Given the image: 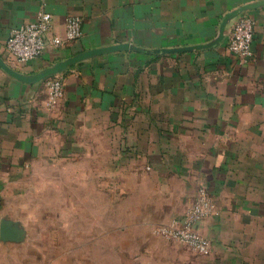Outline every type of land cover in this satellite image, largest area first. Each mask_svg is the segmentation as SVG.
Segmentation results:
<instances>
[{"label": "crops", "instance_id": "obj_1", "mask_svg": "<svg viewBox=\"0 0 264 264\" xmlns=\"http://www.w3.org/2000/svg\"><path fill=\"white\" fill-rule=\"evenodd\" d=\"M253 1L259 0H0V57L34 76L118 43L146 49L210 43L229 11ZM41 10L53 15L45 50L18 61L7 48L10 32ZM245 13L254 20L247 63L228 49L238 16L212 47L119 50L71 64L56 74L65 93L53 107L47 104L52 76L28 83L0 65V203L38 162L80 146L90 150L99 140L101 155L116 154L118 172L156 179L160 196L146 202L154 229L143 234L163 264H264V6ZM69 16L82 19V35L53 45ZM201 186L216 205L197 225L211 241L208 255L155 231L181 218Z\"/></svg>", "mask_w": 264, "mask_h": 264}, {"label": "rangeland", "instance_id": "obj_2", "mask_svg": "<svg viewBox=\"0 0 264 264\" xmlns=\"http://www.w3.org/2000/svg\"><path fill=\"white\" fill-rule=\"evenodd\" d=\"M78 149L38 162L7 189L0 213L25 235L0 239V264H163L143 234L154 229L146 202L160 196L156 179L118 172L116 154L101 155L99 140Z\"/></svg>", "mask_w": 264, "mask_h": 264}, {"label": "built area", "instance_id": "obj_3", "mask_svg": "<svg viewBox=\"0 0 264 264\" xmlns=\"http://www.w3.org/2000/svg\"><path fill=\"white\" fill-rule=\"evenodd\" d=\"M53 15L45 10L39 11L32 21L14 27L7 39L8 50L18 61L26 62L39 57L45 50L52 29ZM82 35V19L69 16L66 19L63 35H54L50 41L55 46L75 41ZM254 20L248 14L238 17L229 37L228 49L241 63H247L254 55ZM48 106H55L64 96L65 87L62 77L56 75L48 80ZM216 205L205 186H201L192 205L181 218H175L159 226L158 234L178 240L197 253L208 255L212 244L209 238L199 232L197 225L212 215Z\"/></svg>", "mask_w": 264, "mask_h": 264}, {"label": "water", "instance_id": "obj_4", "mask_svg": "<svg viewBox=\"0 0 264 264\" xmlns=\"http://www.w3.org/2000/svg\"><path fill=\"white\" fill-rule=\"evenodd\" d=\"M264 6V0L253 1L250 3H245L232 11H229L224 17L220 25L219 33L216 39H214L210 43L205 44H196L190 46H178V47H161V48H154V49H146L139 46L132 45L130 43H118L115 45H108L104 47L95 48L92 50L84 51L74 57H71L67 60L61 61L55 64L52 67L45 69L44 71L38 73L34 76H26L18 71L14 70L12 67L7 65L4 60L0 57V65L5 71H7L13 77L24 81V82H39L42 81L50 76L56 75L60 72L66 70L71 64L81 62L89 57L100 55L106 52H115L119 50H135L141 52H147L152 54H163V53H178L182 51H190L194 49H203L212 47L216 44H219L223 41L225 37V32L227 29V25L238 16L242 15L243 13L256 9L258 7ZM25 235V230L18 225L14 224L11 220L7 218H2L0 222V239L3 241L7 240H21Z\"/></svg>", "mask_w": 264, "mask_h": 264}]
</instances>
